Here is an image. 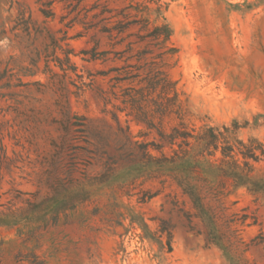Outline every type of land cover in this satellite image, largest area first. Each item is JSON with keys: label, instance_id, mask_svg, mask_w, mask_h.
I'll return each instance as SVG.
<instances>
[{"label": "rangeland", "instance_id": "374dc122", "mask_svg": "<svg viewBox=\"0 0 264 264\" xmlns=\"http://www.w3.org/2000/svg\"><path fill=\"white\" fill-rule=\"evenodd\" d=\"M141 1L0 0V264H230L206 243L201 222L187 220L193 210L180 190L132 165L139 143L158 142V128L169 132L178 119L147 128L120 112L119 100L104 102L107 77L94 75L88 84L89 74L116 63L82 59L93 41L91 31L82 33L78 10ZM157 3L158 22L170 26L169 44L177 49L165 70L184 122L236 123L240 139L264 144V0ZM95 38L104 50L102 36ZM224 205L236 218L251 216L246 223L255 220L232 226L235 257L264 264V201L238 188ZM160 224L171 231L169 252Z\"/></svg>", "mask_w": 264, "mask_h": 264}, {"label": "trees", "instance_id": "16d2710c", "mask_svg": "<svg viewBox=\"0 0 264 264\" xmlns=\"http://www.w3.org/2000/svg\"><path fill=\"white\" fill-rule=\"evenodd\" d=\"M76 1L75 6L82 0ZM157 1L142 0L121 9L94 2L78 10V14L83 11V19L79 20L83 25L82 33L91 31L93 41L90 49L82 51L85 55L82 59L116 63L105 71L89 74L88 84L93 82L94 75L107 77L108 90H100L104 102L119 100L121 106L117 109L147 128L156 127L155 120L161 124L166 117L178 119L169 132L158 128V142H140V154L132 165L142 169V176L160 179L162 184L168 179L174 184L191 204L193 212H186L187 220L190 222L193 217L201 222L206 243L220 248L230 264H243L231 248V240L237 237L238 230L232 226L236 223L241 226L254 224L255 220L246 223L252 218L248 214L238 218L234 213L228 214L224 200L236 189L244 188L255 201H264V144L257 138L240 139L236 123L196 128L184 122L186 111L176 83L169 79L165 70L167 60L176 54L177 49L169 44L170 26L158 22L161 5ZM151 4L155 7L152 8ZM130 9H134V13ZM40 11L46 17L53 15L50 10L42 8ZM151 12L155 14L153 20L149 17ZM97 34L104 39L106 48L102 51L97 50L100 44V39L95 38ZM75 69L72 63L71 70ZM113 118L119 123L114 113ZM124 130L130 140L128 124ZM165 146L170 149L169 154L163 152ZM151 150L160 155H154ZM136 221L150 237L152 232L142 217ZM158 231L166 233L169 252L171 231L163 224L159 225Z\"/></svg>", "mask_w": 264, "mask_h": 264}]
</instances>
